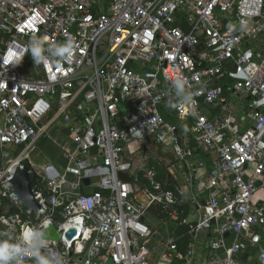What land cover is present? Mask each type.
I'll return each mask as SVG.
<instances>
[{"label":"built area","instance_id":"obj_1","mask_svg":"<svg viewBox=\"0 0 264 264\" xmlns=\"http://www.w3.org/2000/svg\"><path fill=\"white\" fill-rule=\"evenodd\" d=\"M34 36L50 58L70 36L78 46L59 66L17 60ZM260 51L264 0H0V238L17 250L11 264H40L42 250L48 264H242L252 250L264 264ZM177 75L198 95L172 106L173 121L161 107ZM58 126L72 146L35 165L32 148ZM146 137L174 161L149 154ZM21 169L39 220L12 192ZM49 223L59 244L39 238Z\"/></svg>","mask_w":264,"mask_h":264},{"label":"clouds","instance_id":"obj_2","mask_svg":"<svg viewBox=\"0 0 264 264\" xmlns=\"http://www.w3.org/2000/svg\"><path fill=\"white\" fill-rule=\"evenodd\" d=\"M46 38L33 37L29 42L25 52H21L17 56V60H21L23 55L27 52L31 53L34 63L36 64H49L53 63L57 66L60 63L72 56L77 48V42L75 37H68L64 43L56 44L50 49L54 53V57L50 58L45 55L46 49L44 48ZM172 86L175 89L176 99L173 101L171 106L173 107H183L188 105H194V97L198 95L197 92L193 91L192 84L187 77L183 75H177L172 81ZM28 241H32L34 238L33 231L29 230L24 237ZM17 251L13 249L6 243H0V264H4L14 252ZM40 264H48V261L41 259Z\"/></svg>","mask_w":264,"mask_h":264},{"label":"water","instance_id":"obj_3","mask_svg":"<svg viewBox=\"0 0 264 264\" xmlns=\"http://www.w3.org/2000/svg\"><path fill=\"white\" fill-rule=\"evenodd\" d=\"M145 144L154 148L155 153L163 158H166L170 161H174L173 155L166 151V149L160 144L155 142L150 137L145 138ZM119 178L125 181H130L131 177L125 172L118 174ZM85 184L88 183V179H84ZM12 192L18 198L22 205L29 208L35 213V220H39L43 214L40 204L34 197L33 192L30 189V178L27 170L21 169L15 173L11 179ZM80 232H77L75 229H70L64 233V236L68 238L71 242L74 239V236L79 237ZM63 234L62 232L53 224L49 223L46 228H44L39 233V238L47 242H55L59 244L61 242ZM247 254L242 255V260L246 258ZM40 260L43 258L48 261V254L45 250L41 251V254L38 257ZM257 264V263H253Z\"/></svg>","mask_w":264,"mask_h":264},{"label":"rangeland","instance_id":"obj_4","mask_svg":"<svg viewBox=\"0 0 264 264\" xmlns=\"http://www.w3.org/2000/svg\"><path fill=\"white\" fill-rule=\"evenodd\" d=\"M28 65H22L21 69L24 71L25 69H28ZM61 130H59V127L51 128L49 131V139L42 138L37 145L34 146L31 150V160L35 165L42 164V163H54L56 159L61 160L60 153L62 151V147H64L67 141V137L63 134L60 135ZM64 136V137H63ZM166 169H161V176L164 180L166 179ZM166 228L160 226L157 229V233H155L152 238L150 239V242L148 243V246L154 245L157 240L161 238L162 234H165Z\"/></svg>","mask_w":264,"mask_h":264},{"label":"crops","instance_id":"obj_5","mask_svg":"<svg viewBox=\"0 0 264 264\" xmlns=\"http://www.w3.org/2000/svg\"><path fill=\"white\" fill-rule=\"evenodd\" d=\"M260 55L261 56H263L264 57V51H260ZM229 65H232V64H229ZM223 78H225V79H228V80H230L229 81V83H230V85L232 84V79H229V78H226V77H221L220 79H218V82L220 83V84H222L221 83V79L223 80ZM223 85V84H222ZM224 87V86H223ZM226 89V88H225ZM226 95L228 96V97H230V98H234V95L232 94V93H229L228 92V90L226 91ZM246 102V101H245ZM161 112L162 113H168L167 115L169 116V114H172V113H169L168 112V110H165V107H161ZM174 120H176L175 119V115H174V118H173ZM172 119V120H173ZM59 127V126H58ZM60 128L61 127H59V130H60ZM60 135L62 136L63 134L60 132ZM64 137V136H63ZM66 143H68V144H65L64 145V147H71L72 145L69 143V141H68V139H67V141H66ZM145 146L147 147V150H148V152H149V154H153L154 152H155V150H154V148L153 147H151V146H148V145H146L145 144ZM60 157V156H59ZM55 161H60L61 162V160H58V159H56ZM54 161V162H55ZM178 175V174H177ZM175 177H177L176 175H174ZM173 176V177H174ZM172 181H174V179L172 180ZM246 254H247V256H246V258L244 259V260H242V264H253V263H256V258H255V254H254V251L252 250V251H247V252H245Z\"/></svg>","mask_w":264,"mask_h":264},{"label":"trees","instance_id":"obj_6","mask_svg":"<svg viewBox=\"0 0 264 264\" xmlns=\"http://www.w3.org/2000/svg\"><path fill=\"white\" fill-rule=\"evenodd\" d=\"M229 81H230V80L225 79V78H223V80L221 79V83L223 84L224 88H227V87L230 85ZM171 104H172L171 101H167V102L163 105V107H165V110H168L169 113H172V114H169V116L167 115L168 113H167V114H166V113H163L164 116H165L168 120H172V119L174 118V110H173V107L171 106ZM173 121H175V120L173 119ZM158 171H159V177L162 178V176H161V168L158 169ZM162 179H163V178H162ZM0 243H6V241H5L4 239H1V238H0ZM6 244H7V243H6ZM4 264H11V259L9 258L7 261L4 262Z\"/></svg>","mask_w":264,"mask_h":264},{"label":"bare ground","instance_id":"obj_7","mask_svg":"<svg viewBox=\"0 0 264 264\" xmlns=\"http://www.w3.org/2000/svg\"><path fill=\"white\" fill-rule=\"evenodd\" d=\"M67 225V224H66ZM27 231H29V229H27Z\"/></svg>","mask_w":264,"mask_h":264}]
</instances>
